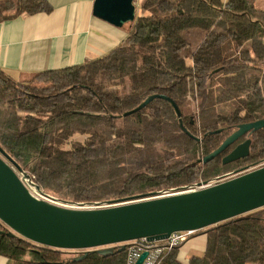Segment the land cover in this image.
Wrapping results in <instances>:
<instances>
[{"label":"trees","instance_id":"16d2710c","mask_svg":"<svg viewBox=\"0 0 264 264\" xmlns=\"http://www.w3.org/2000/svg\"><path fill=\"white\" fill-rule=\"evenodd\" d=\"M46 0H0V22L50 12ZM125 38L107 53L34 72L35 86L0 69V147L41 190L73 203H98L189 186L264 161V128L203 158L238 125L264 118V8L253 0H140ZM202 34L190 47L184 31ZM155 98L126 114L149 95ZM180 121L182 126H180ZM75 135L81 141L65 144ZM250 138L246 157H222ZM0 221V256L9 264H125L8 234ZM200 255L185 264H264V206L197 230ZM195 231V232H197ZM174 246L157 264H184Z\"/></svg>","mask_w":264,"mask_h":264},{"label":"water","instance_id":"95a60500","mask_svg":"<svg viewBox=\"0 0 264 264\" xmlns=\"http://www.w3.org/2000/svg\"><path fill=\"white\" fill-rule=\"evenodd\" d=\"M93 15L115 27L133 22L134 0H95ZM155 98L168 101L180 116L176 103L165 95H149L135 112ZM180 126L182 122L180 121ZM264 128V118L244 123L203 158L209 162L240 137ZM250 138L222 157V163L244 158ZM235 175L200 189L185 186L167 192H148L98 203H73L44 193L19 164L0 147V221L9 235L63 250H89L109 255L114 246L125 249L127 241L163 240L178 231H197L264 206V164L235 171ZM147 256L143 251L136 264Z\"/></svg>","mask_w":264,"mask_h":264},{"label":"crops","instance_id":"0c3cea01","mask_svg":"<svg viewBox=\"0 0 264 264\" xmlns=\"http://www.w3.org/2000/svg\"><path fill=\"white\" fill-rule=\"evenodd\" d=\"M46 1L50 12L21 13L0 22V69L13 79L99 57L122 41L130 26L115 27L95 17V0ZM253 1L264 8V0ZM204 247L205 235L193 231L180 244L177 257L185 264ZM0 264L9 263L0 256Z\"/></svg>","mask_w":264,"mask_h":264},{"label":"built area","instance_id":"2783aa9c","mask_svg":"<svg viewBox=\"0 0 264 264\" xmlns=\"http://www.w3.org/2000/svg\"><path fill=\"white\" fill-rule=\"evenodd\" d=\"M219 180L211 183L209 181H200L189 186H185L188 189H200L203 187H208L217 182L224 180L225 178L217 177ZM221 178V179H220ZM167 192V190L162 191ZM193 233V231H178L171 233L167 238L163 240H150L147 238H140L125 243L126 250V262L125 264H136V261L143 251L147 252V256L143 260L142 264H157L160 255L167 250H170L174 246L180 245L188 239V237ZM74 251V255H79L83 250H71Z\"/></svg>","mask_w":264,"mask_h":264},{"label":"rangeland","instance_id":"374dc122","mask_svg":"<svg viewBox=\"0 0 264 264\" xmlns=\"http://www.w3.org/2000/svg\"><path fill=\"white\" fill-rule=\"evenodd\" d=\"M134 1H135V3H137L139 0H134ZM136 11H137V9H136ZM201 34H202V32L199 29H190V30L184 31L183 36L188 39V42L190 44V47L193 48V47H195L197 45ZM14 80H16L18 82H21L23 84L30 85V86H35V85H39L40 83H42V80L32 78L31 75H25V76L20 77L19 79H14ZM82 139H83L82 135H75L73 138H71L70 141H68L65 144V147H69L72 142H74V141H81ZM263 164H264V161L263 162L262 161L261 162H256V163H247V164L246 163L245 164H242L241 163V164H237L234 167H232L230 169V171H228L231 174L228 175L227 177L232 176V172L235 171L236 169L237 170H241V169H243L245 167H247V169H251V168H254V167L261 166ZM225 174H228V173H225ZM225 174L222 173V175H225ZM222 175L219 174L218 176L210 177V178L205 179V180L206 181H209L211 183H214V182H216V180H219L217 177H220ZM200 181H204V180L200 179L196 183H199ZM53 197L56 198L55 196H53ZM56 199H58V198H56ZM70 252L73 253L74 251H70Z\"/></svg>","mask_w":264,"mask_h":264},{"label":"flooded vegetation","instance_id":"af4514ba","mask_svg":"<svg viewBox=\"0 0 264 264\" xmlns=\"http://www.w3.org/2000/svg\"><path fill=\"white\" fill-rule=\"evenodd\" d=\"M235 171H237V169L235 170ZM235 171H233L232 172V176H234L236 173H235ZM231 173H228V174H225V175H222V176H220V177H222V178H229V177H227L228 175H230ZM232 176H230V177H232Z\"/></svg>","mask_w":264,"mask_h":264}]
</instances>
